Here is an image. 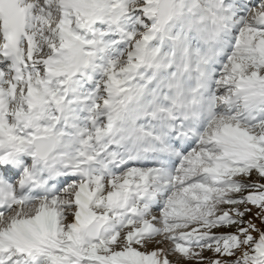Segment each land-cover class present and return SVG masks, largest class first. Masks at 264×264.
Segmentation results:
<instances>
[{
  "label": "snow or ice",
  "instance_id": "6c2138e0",
  "mask_svg": "<svg viewBox=\"0 0 264 264\" xmlns=\"http://www.w3.org/2000/svg\"><path fill=\"white\" fill-rule=\"evenodd\" d=\"M0 264H264V0H0Z\"/></svg>",
  "mask_w": 264,
  "mask_h": 264
}]
</instances>
